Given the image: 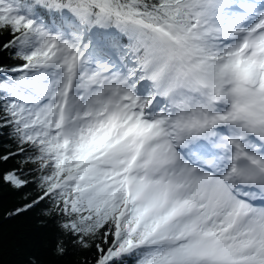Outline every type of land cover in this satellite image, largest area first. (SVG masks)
Instances as JSON below:
<instances>
[{"label": "snow or ice", "instance_id": "1", "mask_svg": "<svg viewBox=\"0 0 264 264\" xmlns=\"http://www.w3.org/2000/svg\"><path fill=\"white\" fill-rule=\"evenodd\" d=\"M0 54L6 217L47 252L264 264V0H0Z\"/></svg>", "mask_w": 264, "mask_h": 264}, {"label": "trees", "instance_id": "2", "mask_svg": "<svg viewBox=\"0 0 264 264\" xmlns=\"http://www.w3.org/2000/svg\"><path fill=\"white\" fill-rule=\"evenodd\" d=\"M4 60L0 54V62ZM14 163L0 164V169H8ZM0 186V264H31L36 259L46 260L49 264H75L80 257L69 255L63 259L46 251V238L51 228L39 226L38 210L19 216L6 217V213L22 205L24 192Z\"/></svg>", "mask_w": 264, "mask_h": 264}]
</instances>
